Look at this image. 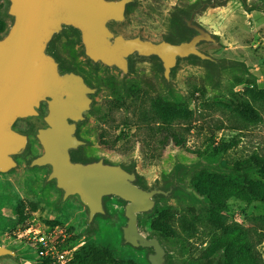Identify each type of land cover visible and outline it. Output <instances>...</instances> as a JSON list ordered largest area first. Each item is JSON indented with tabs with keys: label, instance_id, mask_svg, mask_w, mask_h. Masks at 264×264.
Instances as JSON below:
<instances>
[{
	"label": "rangeland",
	"instance_id": "obj_1",
	"mask_svg": "<svg viewBox=\"0 0 264 264\" xmlns=\"http://www.w3.org/2000/svg\"><path fill=\"white\" fill-rule=\"evenodd\" d=\"M196 1L199 0H135L128 6L127 21L116 28L128 35L141 33L154 39L176 41L178 28L174 16L185 11L191 13L201 6ZM215 1L198 14L197 22L219 40V45L204 48L221 61L218 70L205 61L187 58L178 62L171 81L167 82L158 57H132L130 72L126 75L116 68L94 63L85 55L80 34L74 28H64L52 43V52L64 70L76 71L89 84L98 87L92 110L79 127L80 137L87 141L80 148L81 154L94 160L103 158L125 168L134 165L146 188L178 184L172 194L159 198L153 210L139 217L140 230L162 241L169 264L225 262L222 252L208 262L200 260L208 243L201 232L189 241L162 236L154 228L162 211L175 209L207 219L211 205L200 187L203 174L226 176L237 182L261 179L258 167L238 169L236 162L255 153L264 154V0ZM8 6L7 0H0V35L12 22ZM252 92L255 99L249 95ZM243 98H248L260 118L242 121L235 114L234 109L244 108ZM153 99L166 111L173 107L189 111L186 120L182 118L175 124L186 130L185 146L168 144L165 152L157 157L150 151L158 145L155 139L150 146H135L132 151L127 148L132 146V141L126 142L134 133L149 130L150 126L142 123L139 115L141 103ZM43 111L46 112V105ZM15 127L30 134V147L24 157L17 158L14 169L0 172V243L18 251V257L2 258L0 264H41L39 255L21 234L26 223L48 225L49 221L67 227L71 238L77 239H68L74 244L83 242L81 246L93 244L108 248L118 264H150L148 254L152 249L135 248L123 241L122 226L127 220L125 202L107 197L108 213L96 216L88 224L87 209L73 197L62 202V191L53 181L47 182L48 166H29V159L42 153L34 136L35 124L20 119ZM117 136L118 142L111 145ZM228 143L232 144L222 150ZM19 209H23L25 221L20 220ZM225 213L230 225L237 223L253 232L264 259V203L232 197Z\"/></svg>",
	"mask_w": 264,
	"mask_h": 264
},
{
	"label": "water",
	"instance_id": "obj_2",
	"mask_svg": "<svg viewBox=\"0 0 264 264\" xmlns=\"http://www.w3.org/2000/svg\"><path fill=\"white\" fill-rule=\"evenodd\" d=\"M7 1L13 21L0 37V171L15 168L14 156L28 145V136L14 128L16 120L40 118L45 124L35 135L42 153L30 160V167L48 166L47 182L54 181L62 191V202L74 197L87 209L88 224L106 214V197L124 201V243L152 249L150 264H168L166 248L158 237H148L140 230L139 217L153 210L157 197L170 195L177 184L168 189L146 188L136 182L135 171L120 164L103 158L89 162L72 158V150L87 144L77 136V127L91 110V95L97 87L74 71H62L48 46L65 27H72L80 33L85 55L93 62L128 74L131 57L156 56L170 82L178 62L191 56L221 65L204 51L206 45H219L217 36L197 22L198 14L216 1L204 2L182 16L194 33L179 42L118 30L116 26L127 21V6L134 0ZM42 102L47 103L46 114L39 111ZM17 255L18 251L0 243V259Z\"/></svg>",
	"mask_w": 264,
	"mask_h": 264
},
{
	"label": "trees",
	"instance_id": "obj_3",
	"mask_svg": "<svg viewBox=\"0 0 264 264\" xmlns=\"http://www.w3.org/2000/svg\"><path fill=\"white\" fill-rule=\"evenodd\" d=\"M196 2H199L198 5H202V3L206 2V0H202L201 2L199 0ZM189 14L190 12L188 11L182 12V14H175L174 24L178 28L176 37L177 40L175 41L173 38H167L168 40L177 42L189 39L192 36L194 33L193 30L186 25L182 18L183 15ZM189 58L193 60H201L196 56H191ZM201 61H205L213 65L216 70L219 69L217 64L212 61ZM249 95L253 99L256 98V95L253 92L249 93ZM241 103L244 108L241 111L237 109H234V111L236 110L235 114L242 121H247V119L254 121L260 118V113L253 107V105H251L248 98H243ZM141 106L142 114L139 115V118H141L142 123L146 122L144 124H146L147 127H150H148V131L146 130L142 132V134L139 132L134 133L133 138L131 139L125 137L126 142H130L131 140L133 143L132 146L130 144L127 147L128 150L132 151L135 146L140 148H144L148 145L150 146L152 139H155L158 143L157 147L150 149L151 154L154 157L160 156L162 152H165L164 148L168 144H174L177 146L181 145L182 147L185 146L186 140L184 133L186 130L175 124H178L177 121L182 118V120H186V113L189 111L174 107L170 111H166L155 99L150 102H146L145 100L141 103ZM182 120L180 121V125ZM141 126L142 124L140 127ZM153 136L155 138H153ZM118 139L119 136L115 137L110 144L115 145V143L118 142ZM231 144L232 143H228L221 149L227 150ZM72 157L73 159L80 161L94 160L83 156L80 149L73 151ZM253 166L259 168L258 172L261 174L260 180L248 178L244 182H237L226 176L203 174L201 176L200 187L210 201L211 211L209 217L204 219L195 216L190 212L182 213L175 209H167L162 211L155 220V230H157L162 236L177 237L183 241H189L191 237L196 236V234L201 232L204 236H206L208 243L201 254L200 260L206 262L211 260L218 253L222 252L225 264H264V259L258 250L257 241L253 232H251L249 228L237 223L230 225L228 223L229 219L227 214L225 213L228 209V201L232 197H237L247 202L259 201L264 203V154L255 153L244 160L236 162V168L238 169ZM126 169L129 171H135L134 165H129ZM136 182L142 186L140 176L138 174ZM177 187L178 184L176 188ZM175 189L171 192V194L175 191ZM162 196L163 195L158 196L157 200H159ZM106 199L107 197L105 198V201ZM106 210L107 214V206ZM18 214L20 220L25 221L26 216L23 209H19ZM49 223L55 224L58 222L49 221ZM71 239L73 241L77 240L75 236ZM71 239L67 240L68 243H70V246L74 244ZM166 258L167 263L169 264L167 255ZM72 261L76 264H118L114 261L111 250L106 247H99L93 244L84 245L78 248L74 252ZM43 264H48V262L43 261Z\"/></svg>",
	"mask_w": 264,
	"mask_h": 264
},
{
	"label": "built area",
	"instance_id": "obj_4",
	"mask_svg": "<svg viewBox=\"0 0 264 264\" xmlns=\"http://www.w3.org/2000/svg\"><path fill=\"white\" fill-rule=\"evenodd\" d=\"M69 229L60 223L42 225L40 223H26L22 236L35 249L43 264H68L72 261L74 252L84 243L70 246L68 239L72 237Z\"/></svg>",
	"mask_w": 264,
	"mask_h": 264
},
{
	"label": "flooded vegetation",
	"instance_id": "obj_5",
	"mask_svg": "<svg viewBox=\"0 0 264 264\" xmlns=\"http://www.w3.org/2000/svg\"><path fill=\"white\" fill-rule=\"evenodd\" d=\"M133 2H135V0L133 1ZM133 2H131V3H133ZM130 3V4H131ZM130 4H128V6L130 5ZM128 6H127V13H128ZM10 16V15H9ZM11 17V16H10ZM12 18V17H11ZM12 21H13V18H12ZM11 24H12V22H11ZM10 24V25H11ZM10 27V26H9ZM66 28V27H65ZM72 28V27H71ZM9 29V28H8ZM8 31V30H7ZM6 31V32H7ZM63 31V30H62ZM6 32L5 33H3L2 35H4V34H6ZM60 34V33H59ZM80 34V33H79ZM2 35H0V37L2 36ZM58 35V34H57ZM57 35H55L53 38H52V40L50 41V43H49V46H48V51L51 53V54H53V52H52V43H53V40H54V38L57 36ZM81 43H82V41H81ZM82 45H83V43H82ZM84 46V45H83ZM50 47H51V50H50ZM55 57H56V59L58 60V62H59V65H60V69L62 70V71H73V70H64V68L61 66V62H60V60L58 59V57L55 55V54H53ZM134 57V56H133ZM131 59H132V57L130 58V64H131ZM92 61V60H91ZM95 63V62H94ZM99 64H101V63H99ZM112 68H115V67H112ZM117 69V68H116ZM119 70V69H118ZM120 71V70H119ZM74 72H76V71H74ZM122 72V71H121ZM76 73H78V72H76ZM123 73V72H122ZM78 74H80V73H78ZM124 74V73H123ZM80 75H82V74H80ZM126 75V74H125ZM83 76V75H82ZM84 77V76H83ZM84 79H85V77H84ZM85 81L87 82V80L85 79ZM88 83V82H87ZM89 84V83H88ZM90 86H92V87H96V86H93V85H91V84H89ZM97 90H98V87H97ZM96 93H97V91H96ZM96 93H94V94H92L91 95V97L93 98V103H94V95L96 94ZM93 103H92V107H93ZM43 105H46V112H44L43 111ZM91 110H92V108H91ZM90 110V111H91ZM40 111V113L41 114H46L47 113V103L46 102H42V104H41V109L39 110ZM90 111H89V113H90ZM88 113V114H89ZM88 114L86 115V118H85V120L87 119V116H88ZM20 119H26V118H20ZM20 119H18V120H20ZM18 120H16V122L14 123V128L17 130V131H19V132H21V133H23V134H25V135H27L28 136V145H27V147L26 148H24V149H22L18 154H16L15 156H14V159H15V161H16V163H17V165H18V161H17V158L18 157H20V156H22V157H24L27 153H28V151H29V147H30V134H28V133H24V132H22V131H20V130H18L16 127H15V125H16V123H17V121ZM26 120H29V121H31V122H33L34 124H35V126H36V129H35V131L37 130V128L38 127H41V126H43L44 124H45V122L43 121V120H41L40 118H36L35 120H30V119H26ZM84 120V121H85ZM84 121H82V122H80L79 124H78V127H77V136L80 138V139H83L82 137H80V135H79V127H80V124L81 123H83ZM35 131H34V136H35V138L37 139V137H36V135H35ZM38 140V139H37ZM83 140H85V139H83ZM86 141V140H85ZM39 142V141H38ZM87 142V141H86ZM39 145H40V143H39ZM41 146V145H40ZM81 147H83V146H81ZM81 147H79L78 149H76V150H79ZM42 148V147H41ZM76 150H72L71 151V155H72V152L73 151H76ZM40 155V154H39ZM36 156H38V155H36ZM36 156H33V157H36ZM33 157H31L30 159H29V164H30V160L33 158ZM73 158V157H72ZM75 160V159H74ZM80 161V160H79ZM91 161H93V160H91ZM84 162H89V161H84ZM30 166V165H29ZM45 167V166H44ZM14 169V168H13ZM1 172V171H0ZM50 182V181H49ZM54 182V181H53ZM55 183V182H54ZM56 185V184H55ZM57 187V186H56ZM58 188V187H57ZM59 189V188H58ZM74 198V197H73ZM76 199V198H75ZM16 257H18V255L16 256Z\"/></svg>",
	"mask_w": 264,
	"mask_h": 264
}]
</instances>
